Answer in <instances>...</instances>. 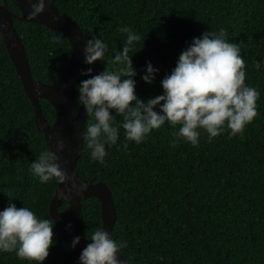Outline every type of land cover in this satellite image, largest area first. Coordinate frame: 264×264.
<instances>
[{"label":"trees","instance_id":"16d2710c","mask_svg":"<svg viewBox=\"0 0 264 264\" xmlns=\"http://www.w3.org/2000/svg\"><path fill=\"white\" fill-rule=\"evenodd\" d=\"M70 16L83 32L84 42L99 38L108 45L103 62L90 66L93 75L112 71V59L121 52L130 28L141 37L130 53L137 71L136 95L143 101L163 94L162 80L176 67L182 52L204 33H228L229 43L239 45L246 65V84L257 89L258 116L242 137L230 132L209 142L201 132L198 148L179 143L170 147L172 129L154 131L141 145L123 148L124 136L109 147L105 165L94 163L84 143L77 170L92 184L111 191L117 222L112 237L126 242L120 253L131 264H264V0H50ZM9 10L20 16L7 0ZM32 77L51 85L67 65L71 47L58 33L43 25L15 20ZM143 44V45H142ZM142 48L140 49V46ZM137 52V53H136ZM159 75L152 85L143 83L146 65ZM76 80L75 112L79 107ZM49 124L53 108L41 101ZM91 120L86 115L85 131ZM122 123V117H117ZM48 150L34 123V111L21 81L0 43V212L9 200L19 209L49 216L57 184L41 185L30 173V164ZM68 204L60 207L66 213ZM100 204L82 202L83 234L87 238L102 227ZM54 247L44 264H78L61 231L54 227ZM0 264H28L15 253L0 254Z\"/></svg>","mask_w":264,"mask_h":264},{"label":"clouds","instance_id":"9594fccd","mask_svg":"<svg viewBox=\"0 0 264 264\" xmlns=\"http://www.w3.org/2000/svg\"><path fill=\"white\" fill-rule=\"evenodd\" d=\"M27 3V19L34 21L45 13L49 0H37L36 3L27 0ZM122 32L127 39L122 51L112 59V64L116 66L112 71L93 75L89 67L88 71L80 73L81 77H91L79 84L78 103L91 118L86 131L83 130L82 140L92 162L106 166L107 149L117 146L121 130L124 149L130 143H145L154 131L166 125L178 129L172 133V149L177 148L180 142L198 148L201 132L207 135L209 142L225 135L226 131L230 132L229 139L242 137L247 126L257 118L260 93L246 84V65L241 48L228 42L225 30L207 32L194 39L181 53L171 74L162 80L163 94L147 102L136 95L137 71L132 64L133 56H130L140 44L141 37L130 28H124ZM62 40L63 36L58 35L53 43L61 44ZM85 43V65L103 62L109 51L108 45L99 38ZM254 69L257 72L264 69V60L256 62ZM145 72L141 77L143 83L152 85L159 75L158 70L148 63ZM117 117H122V123H118ZM52 139L55 154L50 150L42 152L35 163L30 164V173L41 185H65L70 178L66 165L58 161L66 145L58 135ZM75 187L73 184V189ZM85 191L87 187L81 186L79 192ZM60 199L67 200V197L61 194ZM12 201L9 200L8 207L0 212V254L15 253L28 264H44L54 247V221L49 217L39 218L27 206L18 209ZM71 227L68 225L66 230H71ZM101 228L85 238L90 243L82 252L78 264H120V253L127 247L126 242L117 243L111 233ZM80 243L79 237L74 238L72 249L75 250Z\"/></svg>","mask_w":264,"mask_h":264},{"label":"water","instance_id":"95a60500","mask_svg":"<svg viewBox=\"0 0 264 264\" xmlns=\"http://www.w3.org/2000/svg\"><path fill=\"white\" fill-rule=\"evenodd\" d=\"M20 12L17 17L8 9L6 0L0 4V43L6 49L8 56L21 81L24 93L34 111L35 127L44 137L48 150L55 154V142L52 137L58 135L65 142V150L58 163L66 165L69 181L65 185H58L49 207V216L61 231L64 244L76 258H80L90 241L83 234L82 202L95 199L100 204L102 228L111 233L117 221V211L112 193L103 183L92 184L82 178L77 170L78 162L82 156L84 143L82 140L85 131L86 111L83 106L74 110L76 102V80L81 72L88 71L90 66L84 63L83 52L86 43L83 32L76 22L69 16L61 13L49 0L45 13L34 21H28L29 5L27 0H10ZM36 3L37 0H32ZM43 25L50 31L62 35L71 47V55L67 65L61 70L58 77L51 85L43 84L34 79L31 74L29 62L24 49L23 41L18 35L14 21ZM91 77H82L83 81ZM41 101L47 102L54 110L55 121L49 124L43 116ZM62 170H65L62 168ZM75 184V189H73ZM81 186H86L87 191L80 193ZM61 194L67 200L60 199ZM68 204L66 213H60L62 205ZM71 225V230L66 227ZM101 228V229H102ZM79 237L81 243L72 249V241ZM121 256V255H120ZM120 264H130L124 257H120Z\"/></svg>","mask_w":264,"mask_h":264}]
</instances>
